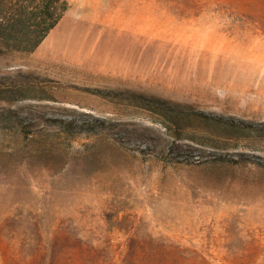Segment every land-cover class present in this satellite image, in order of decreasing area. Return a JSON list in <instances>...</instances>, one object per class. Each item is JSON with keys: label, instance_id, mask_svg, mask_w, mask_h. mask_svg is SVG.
Here are the masks:
<instances>
[{"label": "rangeland", "instance_id": "374dc122", "mask_svg": "<svg viewBox=\"0 0 264 264\" xmlns=\"http://www.w3.org/2000/svg\"><path fill=\"white\" fill-rule=\"evenodd\" d=\"M0 46V264H264V0H67Z\"/></svg>", "mask_w": 264, "mask_h": 264}, {"label": "trees", "instance_id": "16d2710c", "mask_svg": "<svg viewBox=\"0 0 264 264\" xmlns=\"http://www.w3.org/2000/svg\"><path fill=\"white\" fill-rule=\"evenodd\" d=\"M67 8V0H0V46L33 51Z\"/></svg>", "mask_w": 264, "mask_h": 264}]
</instances>
